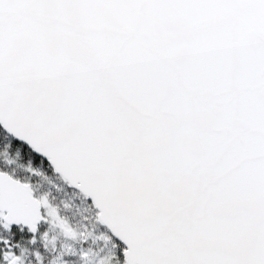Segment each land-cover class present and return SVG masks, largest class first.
<instances>
[{"label": "snow or ice", "instance_id": "obj_1", "mask_svg": "<svg viewBox=\"0 0 264 264\" xmlns=\"http://www.w3.org/2000/svg\"><path fill=\"white\" fill-rule=\"evenodd\" d=\"M0 264H264V0H0Z\"/></svg>", "mask_w": 264, "mask_h": 264}]
</instances>
